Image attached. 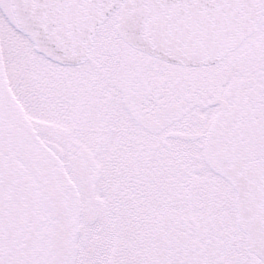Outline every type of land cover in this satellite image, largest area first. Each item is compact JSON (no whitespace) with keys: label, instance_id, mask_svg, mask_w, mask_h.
I'll use <instances>...</instances> for the list:
<instances>
[{"label":"snow or ice","instance_id":"snow-or-ice-1","mask_svg":"<svg viewBox=\"0 0 264 264\" xmlns=\"http://www.w3.org/2000/svg\"><path fill=\"white\" fill-rule=\"evenodd\" d=\"M0 264H264V0H0Z\"/></svg>","mask_w":264,"mask_h":264}]
</instances>
